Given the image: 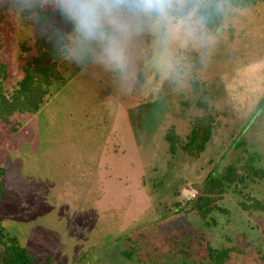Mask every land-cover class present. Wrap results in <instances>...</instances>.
I'll return each instance as SVG.
<instances>
[{"label": "rangeland", "instance_id": "1", "mask_svg": "<svg viewBox=\"0 0 264 264\" xmlns=\"http://www.w3.org/2000/svg\"><path fill=\"white\" fill-rule=\"evenodd\" d=\"M27 2L0 0L9 91L22 78L21 43L40 42L59 19L38 29L21 16ZM210 6L223 15L217 29L202 17ZM125 23L110 30L114 48L60 24L70 29L64 81L35 114L0 121V224L39 264H208L207 246L234 249L225 264H264V213L229 195L212 226L175 206L214 169L250 154L264 167V0H171ZM200 97L218 116L211 142L198 158L169 156L164 135L187 134ZM250 194L264 203V181Z\"/></svg>", "mask_w": 264, "mask_h": 264}, {"label": "trees", "instance_id": "2", "mask_svg": "<svg viewBox=\"0 0 264 264\" xmlns=\"http://www.w3.org/2000/svg\"><path fill=\"white\" fill-rule=\"evenodd\" d=\"M231 8L239 9L254 6L262 0H223ZM40 0H28L22 9L21 16L27 22L32 17L35 26L42 29L54 22L56 15L59 19L57 25L48 32L40 42L29 45L30 41H24L20 45L21 54L18 57L22 78L9 91L5 88L8 80V69L0 59V121L8 122L13 114H35L46 102L49 88L54 83L64 81L61 73V65L69 54L68 34L70 29L62 30L61 23H67L68 16L59 8H51L41 5ZM0 10V25L4 23V10ZM204 23L208 27L217 29L223 19L221 11L210 6L202 11ZM4 48V42L0 32V51ZM194 86L195 83H194ZM196 108L202 114L190 119L189 130L185 136L176 133L173 127L169 128L164 135L169 156H176L179 152L188 158H198L211 142L217 114L213 113L204 99H198ZM242 146V141L235 149ZM224 157V156H223ZM222 157V158H223ZM4 170L0 166V202L4 191L2 178ZM264 181V167L256 164L254 154L248 155V160L242 165L230 163L221 168L214 169L198 184L192 186L190 198L184 197V203H175V206L184 214L195 213L205 225L215 226L216 222L211 219L213 214L228 215L229 212L221 206V203L229 195L239 198L238 208L246 214L264 213V203L250 194V189ZM174 196L180 195L174 191ZM234 249H217L210 246L206 248L205 259L208 264H225L231 258ZM122 254L131 258L133 250H125ZM264 262V255H261ZM0 264H39L25 247L21 246L18 239L9 235L0 224Z\"/></svg>", "mask_w": 264, "mask_h": 264}, {"label": "clouds", "instance_id": "3", "mask_svg": "<svg viewBox=\"0 0 264 264\" xmlns=\"http://www.w3.org/2000/svg\"><path fill=\"white\" fill-rule=\"evenodd\" d=\"M57 3L82 37L107 42L114 48L110 30L123 32L126 16L160 15L168 10L171 0H57Z\"/></svg>", "mask_w": 264, "mask_h": 264}]
</instances>
